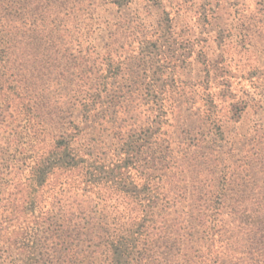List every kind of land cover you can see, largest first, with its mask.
Masks as SVG:
<instances>
[{"label": "rangeland", "instance_id": "rangeland-1", "mask_svg": "<svg viewBox=\"0 0 264 264\" xmlns=\"http://www.w3.org/2000/svg\"><path fill=\"white\" fill-rule=\"evenodd\" d=\"M47 15L53 43L0 62V264H65L71 217L125 220L129 264H264V0H56ZM55 126L92 146L85 169H35ZM102 234L74 264H109Z\"/></svg>", "mask_w": 264, "mask_h": 264}, {"label": "trees", "instance_id": "trees-1", "mask_svg": "<svg viewBox=\"0 0 264 264\" xmlns=\"http://www.w3.org/2000/svg\"><path fill=\"white\" fill-rule=\"evenodd\" d=\"M54 4H56V0H0V62L2 60L16 62L18 58L23 56L20 50L24 46H35L37 44L48 46L53 43V32L57 31V27L55 22L50 20L51 18L47 15V12L50 9V5L54 7ZM3 86L4 82L0 80V89H3ZM88 87L91 88L92 86ZM1 96L0 109L3 108L2 110L8 111V108L13 106L14 99L6 98L5 93L1 94ZM94 96H99V94H94ZM93 105L95 104H89V106ZM87 115L93 116L92 118L94 119L96 117V110H87ZM55 129L56 134H54L53 144L46 153L44 152L40 155L35 169L41 174H53L61 170L67 172L68 170L77 168L85 169L90 160L94 158V154L90 150L92 146L88 147V150H85L82 154L76 153L71 147L76 133L72 132V134H69L67 132L73 128L55 126ZM61 131L62 134H59ZM90 174H92V171L89 172ZM89 181L95 183L94 180L89 179ZM110 212L111 214L118 213L114 208ZM90 223L91 221L85 222L87 226L81 227L74 224V218L72 217L66 222L67 230L66 232L63 231L62 237L65 239L69 238L71 246L67 248L68 251L66 250L62 253L63 256H59L58 258L61 260V257H63L62 260L65 261V264H74V261L71 259L72 257L82 255L85 252H88V255L97 253L99 247L102 246L100 240L104 236L97 237L105 233L108 236V241L107 247L104 249L109 254V264H129L128 254L131 253L130 251L133 248L129 237L135 230L127 228L122 233H118V231L124 229L125 220L120 222L121 224L116 221L113 222V228H110V226L105 228V226L100 225L98 227L101 228L100 230L97 229L96 224L91 225ZM82 236L84 239L86 238L85 241L84 239L80 240ZM81 242L83 243L82 247L80 246ZM57 245L59 244L55 245L56 253L59 252ZM143 253L141 251V255ZM144 255L146 254L144 253Z\"/></svg>", "mask_w": 264, "mask_h": 264}]
</instances>
